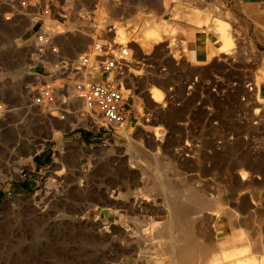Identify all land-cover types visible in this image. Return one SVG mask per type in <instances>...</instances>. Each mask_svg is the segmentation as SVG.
Returning <instances> with one entry per match:
<instances>
[{"label":"rangeland","instance_id":"rangeland-1","mask_svg":"<svg viewBox=\"0 0 264 264\" xmlns=\"http://www.w3.org/2000/svg\"><path fill=\"white\" fill-rule=\"evenodd\" d=\"M20 1L0 0V264H176L166 195L177 199L182 188L198 191L210 205L194 204L195 226L176 229L177 236L197 230L210 242L225 236L223 263L230 264V255L255 259L237 247L256 242L258 231L264 235V98L261 104L257 97L264 2L251 10L243 0H174L168 8L163 0H46L61 24L49 21L46 30L63 31L61 57L55 67L31 69L39 13ZM179 17L209 34L208 61L189 56L182 24L175 36L185 44L164 33L150 50L141 46L156 22L178 24ZM216 21L229 30V47L214 31ZM113 24L127 31L125 40L117 35L133 54L123 82L142 104L129 137L120 126H106L99 113L95 127L91 118L65 112L80 108L69 88L72 81L76 95L73 61ZM36 71L66 82L56 104L61 114L33 104L43 80ZM153 85L163 90L162 103L152 100ZM75 142L84 143V153L72 154ZM59 149L65 154L55 162ZM157 182L166 184L164 191ZM138 188L153 194L149 201L136 195Z\"/></svg>","mask_w":264,"mask_h":264},{"label":"built area","instance_id":"built-area-1","mask_svg":"<svg viewBox=\"0 0 264 264\" xmlns=\"http://www.w3.org/2000/svg\"><path fill=\"white\" fill-rule=\"evenodd\" d=\"M65 5V4H64ZM58 8L59 12H66L65 6ZM23 9H37L39 18L34 24L37 27L31 39L30 68L41 66L55 67V62L61 57V46L58 35L46 30L48 22L54 18V6L46 0H21ZM11 20V16H6ZM76 64L73 77L75 79V92L82 102L87 113H99L103 116L106 126H129L134 120L135 103L133 93L125 87L123 76L133 64V54L129 44L117 42V28L110 25L107 37L101 36L93 41L91 48L73 61ZM67 69L65 74L70 76L72 69ZM99 71L101 79L94 77V72ZM43 78L42 83L33 95L34 105L49 109L57 104L59 96L64 92L65 84H58L56 73L33 72ZM253 88V87H252ZM3 107L0 106V113ZM140 112V111H139ZM134 122V121H133ZM12 197L11 192L8 193Z\"/></svg>","mask_w":264,"mask_h":264},{"label":"bare ground","instance_id":"bare-ground-1","mask_svg":"<svg viewBox=\"0 0 264 264\" xmlns=\"http://www.w3.org/2000/svg\"><path fill=\"white\" fill-rule=\"evenodd\" d=\"M172 1L174 0H163L162 5L164 6V8H168V6L171 4ZM176 1H181V0H176ZM53 21L56 27L57 26L59 27L61 25L59 21L57 20H53ZM179 24H181L179 20H178V24L174 22H170L168 20H164L162 22L161 21L156 22L151 28V31H149L148 33L144 35L141 46L146 50H150L153 44H156L162 40L161 35L164 33L170 34L172 42L173 41L175 42L180 39L184 41V44H185V40L183 36L182 38H178L177 36H175L176 35L175 32L179 30L178 29ZM116 28H117V35L122 40H125L127 38L126 29L121 26L120 27L116 26ZM226 28L227 27L225 26V24H223L220 21H216L213 26L214 31L218 33L220 37L223 39L225 46L229 47L231 45L232 39H231L229 30ZM53 33L61 36L63 34V31L53 30ZM101 34L103 35L104 32H102ZM84 37L87 38V35ZM173 49L174 47L170 44L168 46V51L173 54L174 53ZM69 84H70L69 88L72 93V97L75 99L77 103H80V108H78L74 112L68 111V110L65 112L69 114H78L80 115V117H82L81 119H86L85 117L91 118L92 123L96 127V124H97L96 120L98 119V115H95L94 112L93 113L85 112L83 105L81 104V101L77 98V96L73 92V82L70 81ZM150 95H151L152 100L155 103H162L164 100L163 90L155 85L151 87ZM257 97H258V101L262 104L261 99L264 98V68L263 70H261V75L258 79ZM133 101L135 103L136 108L140 112H142L141 102H139L138 100H135V98L133 99ZM44 110H47V109H44ZM48 110H55V112L60 113V110H63V109L56 107V104H55L52 107H50ZM63 117L65 119L67 118L68 120H70L71 118L68 115H65ZM138 123L139 122L137 120L134 121L133 129L136 128ZM119 128H121L120 132H122L126 137H129L131 134V131L133 130V129H128L127 126H120ZM159 128H161V125H157L155 127L156 136H160ZM39 146H40V149H42L43 147L46 146V143L41 142ZM83 147H84V143H76V142L73 143V146L71 149L72 154H74L75 151L77 150L84 153ZM59 153L61 156L59 155ZM64 154H65L64 151L59 149L58 152L55 153V156H54L55 162H60L61 157H63ZM31 158H32V155L28 157L29 160H31ZM242 178H245V173L242 175ZM159 183L160 182H157L156 189L159 191L161 190L164 191L166 184H162V183L159 184ZM135 192L137 196H141L142 199L147 200V201H149L148 198L151 195H153L152 193H150V191H146L142 188H138V190ZM177 194L179 195L177 198L178 200L175 199V197H173L169 193L166 195V202L168 203L169 211L165 215L169 217L172 223V226L174 228L173 233H174V241L176 245L175 251H174L175 253L174 263L177 264L179 263V261L182 264H200L202 262L204 263L207 261L213 262L214 264L223 263L225 261V258H224L220 243L210 242L206 240L204 233L202 231L197 230L196 233H189L188 235L182 238L177 236L178 229L193 228L195 226L194 220L190 217V214H191L190 212H192L191 207H193L194 204H198L202 206L203 208L210 205V203L204 197H202L200 193H198V191L194 189L182 188L177 192ZM129 195H131L130 192L128 196ZM220 206L221 205L217 203L214 209L216 211H219L221 209ZM84 216L85 217L89 216V213L86 212ZM74 219H76V216L74 217ZM256 236H257V241L254 243L252 242L251 245H248V242H243L239 244L237 247L238 249L237 251H243L246 249L248 251L251 250L253 254H257L255 259L253 257H246V258L240 259V258H236L234 255H230L229 257L230 264H264V235L261 231H258V234Z\"/></svg>","mask_w":264,"mask_h":264},{"label":"crops","instance_id":"crops-1","mask_svg":"<svg viewBox=\"0 0 264 264\" xmlns=\"http://www.w3.org/2000/svg\"><path fill=\"white\" fill-rule=\"evenodd\" d=\"M247 7L251 10L260 7L264 0H243ZM179 22L183 25V27L187 30L186 31V39H187V50L189 53V56L194 58L197 62H205L209 60V49L208 46L210 45L211 39L208 36L209 34L205 33V30L203 28V25H197L192 22H185V17L181 18L179 17ZM207 48V49H205ZM43 155V151L37 152L33 158V161H35V158L41 157ZM49 160V159H48ZM48 164L47 162L43 164V166H46ZM22 188H28L29 182H24L21 184ZM217 230L220 232V235L225 234V230H223L221 223L217 225ZM219 242L220 245H222V250L226 242L225 236H219ZM218 242V243H219ZM225 264V263H221Z\"/></svg>","mask_w":264,"mask_h":264},{"label":"trees","instance_id":"trees-1","mask_svg":"<svg viewBox=\"0 0 264 264\" xmlns=\"http://www.w3.org/2000/svg\"><path fill=\"white\" fill-rule=\"evenodd\" d=\"M37 158H35V160H36ZM47 163H48V161H47ZM43 166V165H42Z\"/></svg>","mask_w":264,"mask_h":264}]
</instances>
